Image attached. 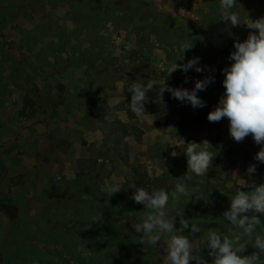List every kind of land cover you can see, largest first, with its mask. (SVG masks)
Returning a JSON list of instances; mask_svg holds the SVG:
<instances>
[{
    "label": "rangeland",
    "instance_id": "obj_1",
    "mask_svg": "<svg viewBox=\"0 0 264 264\" xmlns=\"http://www.w3.org/2000/svg\"><path fill=\"white\" fill-rule=\"evenodd\" d=\"M237 4L233 11L242 22L246 14L264 16V0ZM0 14V264L13 245L25 246L31 264H113L116 256L102 253L103 239L98 245L78 233L70 241L71 216H104L111 233L124 230L117 264H167L168 234L153 248L134 229L152 210L131 198L132 181L169 193V214L181 212L190 224L182 234L193 242V255L212 264L203 236L215 230L233 239L236 230L230 231L223 212L240 179L264 183V163L255 158L262 145L251 135L234 141L226 117L207 119L218 92L224 94L222 69L232 63L234 43L255 30L221 20L220 0H0ZM210 38L228 49L204 50ZM190 41L192 47L181 51ZM194 57L203 71L168 74L173 62ZM209 75L214 82L197 92L204 107L167 91L159 95L154 87L145 114L130 109L133 82L165 78L170 87L192 90ZM26 94L36 101L32 118L20 114L28 112ZM121 95L122 101L115 99ZM204 140L214 157L199 177L188 170L184 151L189 142ZM249 165L256 166L252 176ZM185 174L192 176L185 182L188 191L173 200L176 179ZM105 179L122 184L121 190L110 197L103 193ZM257 216V231L263 232L264 215ZM191 225L201 232L192 234Z\"/></svg>",
    "mask_w": 264,
    "mask_h": 264
},
{
    "label": "clouds",
    "instance_id": "obj_2",
    "mask_svg": "<svg viewBox=\"0 0 264 264\" xmlns=\"http://www.w3.org/2000/svg\"><path fill=\"white\" fill-rule=\"evenodd\" d=\"M237 5V0H220L221 20L230 22L233 27L243 24L255 31H249L243 42L234 43L235 51L229 56L232 63L222 69L224 94L214 110L207 114V119L210 122H219L226 117L229 121L230 136L236 142H241L251 135L256 144L262 145L255 158L264 163V16L252 19L246 14V19L242 22L240 14L233 11ZM239 7L242 9L240 5ZM191 47V41L184 43L181 45V51ZM178 59L182 61L184 57L180 55ZM198 64L199 57L189 59L186 63L173 62L174 66L168 74L177 69L185 73L190 69L203 71ZM212 82L214 77L206 76L196 80L192 90L170 87L165 78L150 79L146 84L133 82L128 88L131 93L129 106L136 115L145 114L148 93L155 87L159 95L167 91L180 102H188L194 108L204 107V102L197 92L205 90ZM115 99L122 101L124 97L116 96ZM209 149H212V146L207 140L201 143L192 141L185 146L188 170L196 176L205 177L212 167L214 154ZM255 170V165H249L247 174L252 176ZM191 179L192 176L186 174L176 179L174 191L171 193L173 200L188 191L185 182ZM240 181L241 186L230 198L229 209L223 212V218L232 226L230 231L236 230L233 239L222 238L215 230H209L203 236L209 249L208 255L212 257V264H264V235L257 234V225H261L257 214L264 215V183L256 185L254 181L251 184H246L243 179ZM121 186L122 184H117L114 180L105 179L101 191L110 197L119 192ZM127 186L134 189L131 197L134 202L152 210L141 216V222L134 225L136 232L142 233V243L154 248L161 241L162 234L167 233L168 239L164 242V258L167 264H190L193 260L197 264H208L202 256L193 255V242L182 234L183 230L190 226L188 220L182 217L181 212L169 214L167 205L170 197L165 189L149 192L143 187H137L134 181L127 182ZM242 187H249L251 190L244 191L241 190ZM173 207L175 208V205ZM176 216L181 217L180 229L174 227ZM197 232H201V228L191 225V233ZM249 243L256 251L251 255H242Z\"/></svg>",
    "mask_w": 264,
    "mask_h": 264
},
{
    "label": "trees",
    "instance_id": "obj_3",
    "mask_svg": "<svg viewBox=\"0 0 264 264\" xmlns=\"http://www.w3.org/2000/svg\"><path fill=\"white\" fill-rule=\"evenodd\" d=\"M1 19V14H0ZM204 50H214L217 51V53L222 54L226 49H228L222 42L218 41L216 38H210L204 45ZM218 92V91H217ZM219 99L222 96L220 92H218ZM217 101H212V103L216 104ZM24 105L27 107L28 112H24L23 110L20 111V114H22L25 118H32L36 112V101L34 100V97L29 96L26 94L23 99ZM140 187L145 188L147 191L150 192L149 188L145 187L141 183H138ZM75 222V230L73 231H67L68 238L70 241H73L75 239L76 234L91 236L95 241L98 242V245L101 244V240L103 239L104 250L103 254L105 258H115L113 264H117V252L119 250L118 246L120 245V241L124 240V230L120 227H117V231L114 233H111L107 228V225H111L109 221L106 220L104 216H71L70 217ZM107 227V228H106ZM235 232V231H234ZM62 235V233H59ZM75 234V235H73ZM257 234L264 235L263 232H258ZM86 236V238H88ZM92 239V240H93ZM85 239H83L84 241ZM82 241V242H83ZM87 241V240H86ZM90 242V241H88ZM112 243H114V246H112ZM102 245V244H101ZM108 247V248H106ZM11 251L8 253H11L9 258H6L3 264H31V260L27 261V255L24 254L25 252V246L19 247L16 245H13L9 248ZM248 251L253 253L256 251L255 248L251 246L249 243L247 248ZM97 251H100L98 248ZM127 257V255H125ZM105 259V260H106ZM43 260V259H42ZM41 264H47L46 261H44Z\"/></svg>",
    "mask_w": 264,
    "mask_h": 264
}]
</instances>
